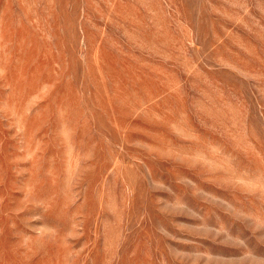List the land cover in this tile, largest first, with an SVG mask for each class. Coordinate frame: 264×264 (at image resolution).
I'll use <instances>...</instances> for the list:
<instances>
[{
  "label": "rangeland",
  "instance_id": "obj_1",
  "mask_svg": "<svg viewBox=\"0 0 264 264\" xmlns=\"http://www.w3.org/2000/svg\"><path fill=\"white\" fill-rule=\"evenodd\" d=\"M0 264H264V0H0Z\"/></svg>",
  "mask_w": 264,
  "mask_h": 264
}]
</instances>
